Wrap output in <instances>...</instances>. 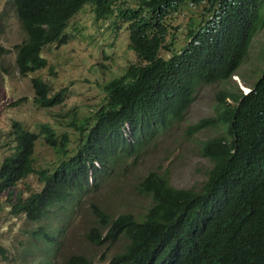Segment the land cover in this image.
Masks as SVG:
<instances>
[{
	"label": "trees",
	"instance_id": "trees-1",
	"mask_svg": "<svg viewBox=\"0 0 264 264\" xmlns=\"http://www.w3.org/2000/svg\"><path fill=\"white\" fill-rule=\"evenodd\" d=\"M11 1L27 35L16 46L23 76L48 67L43 52L67 43L70 21L86 4L93 5L97 20L112 16L128 24L129 49L136 58L123 76L105 86V102L78 152L53 171L38 173L40 191L16 196L14 211L33 222L84 192L105 167L131 155L135 146L130 139L141 148L180 121L199 86L238 76L255 32L264 25V0H127V7L117 0ZM190 11L186 45L171 48L169 18ZM32 84L37 105L64 102L67 89L53 94L42 77ZM219 100L220 114L192 128H226L202 143L203 156L213 164L202 187L176 188L164 174L150 171L138 184L139 193L152 201L142 217L126 213L109 219L98 210L103 231H93L92 241H125L110 264H264V71L249 93L222 92ZM128 126L132 137L126 136ZM42 132L48 145L65 151L66 142L58 144L52 126L44 125ZM11 135L14 146L0 168V192L14 190L34 171L38 134L14 122ZM39 234L55 241L43 230ZM7 258L0 244V260ZM74 261L89 264L84 257Z\"/></svg>",
	"mask_w": 264,
	"mask_h": 264
},
{
	"label": "rangeland",
	"instance_id": "rangeland-1",
	"mask_svg": "<svg viewBox=\"0 0 264 264\" xmlns=\"http://www.w3.org/2000/svg\"><path fill=\"white\" fill-rule=\"evenodd\" d=\"M121 3L122 7L130 5L127 0H117L118 5ZM193 11L169 18L173 29L167 41L173 43L171 48L179 50L185 44L184 29ZM127 28L128 24L117 17L97 20L93 5L86 4L70 21L65 32L67 43L53 44L43 52L48 67L23 76L17 68L16 46L27 35L13 2L0 0V49L4 48L0 55V168L14 146V122L38 134L34 171L14 190L0 192V244L8 250V258L1 259L0 264H76V257H84L89 264H110L123 251L125 241L115 245L92 241L93 231L97 235L103 231L98 210L109 219L126 213L142 217L152 201L139 193L138 184L150 171L164 174L176 188L202 187L213 165L203 156L202 143L209 137L223 135L226 128L222 125L216 130L194 132L193 126L220 114L222 92L248 93L264 71L263 25L252 38L238 76L228 82L199 86L180 121L145 141L141 148L135 143L131 155L91 178L93 182L84 192L53 206L41 221H30L14 211L13 201L16 196L28 197L40 191L43 184L38 173L53 171L83 146L88 131L95 125V114L105 102V86L123 76L136 60L129 49ZM35 77L46 80L53 94L67 89L64 102L54 107L37 105L32 84ZM44 125L56 131L59 145L66 142L65 151L48 145L42 132ZM126 136L132 137L129 126ZM42 230L55 241L48 242L40 236Z\"/></svg>",
	"mask_w": 264,
	"mask_h": 264
},
{
	"label": "clouds",
	"instance_id": "clouds-1",
	"mask_svg": "<svg viewBox=\"0 0 264 264\" xmlns=\"http://www.w3.org/2000/svg\"><path fill=\"white\" fill-rule=\"evenodd\" d=\"M15 13H16V12H15ZM251 87H252V86H251ZM251 87H250V91H251ZM250 91H249V92H250ZM249 92H248V93H249ZM245 94H247V93H245ZM130 141L132 142V141H135V140H134V139H130ZM135 143H136V142H135ZM135 143L133 142V144H135ZM91 182H92V181H91ZM70 199H71V198H70ZM68 200H69V199H68ZM60 204H61V203H60ZM50 236H51V235H50ZM52 237H53V236H52ZM54 238H55V237H54ZM53 242H54V241H52V243H53Z\"/></svg>",
	"mask_w": 264,
	"mask_h": 264
}]
</instances>
